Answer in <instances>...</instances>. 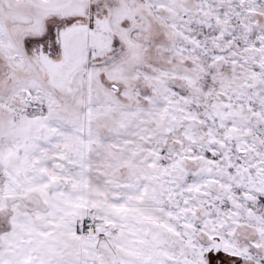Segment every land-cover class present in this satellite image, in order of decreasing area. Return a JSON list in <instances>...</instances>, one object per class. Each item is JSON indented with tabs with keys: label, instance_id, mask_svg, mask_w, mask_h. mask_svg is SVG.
<instances>
[{
	"label": "snow or ice",
	"instance_id": "6c2138e0",
	"mask_svg": "<svg viewBox=\"0 0 264 264\" xmlns=\"http://www.w3.org/2000/svg\"><path fill=\"white\" fill-rule=\"evenodd\" d=\"M0 264H264V0H0Z\"/></svg>",
	"mask_w": 264,
	"mask_h": 264
}]
</instances>
